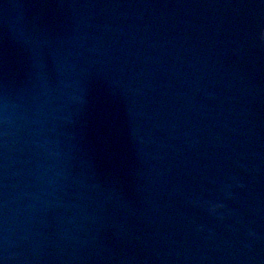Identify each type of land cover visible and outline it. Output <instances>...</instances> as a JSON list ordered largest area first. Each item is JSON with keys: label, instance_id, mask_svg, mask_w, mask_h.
<instances>
[{"label": "water", "instance_id": "obj_1", "mask_svg": "<svg viewBox=\"0 0 264 264\" xmlns=\"http://www.w3.org/2000/svg\"><path fill=\"white\" fill-rule=\"evenodd\" d=\"M0 264H264V0H0Z\"/></svg>", "mask_w": 264, "mask_h": 264}]
</instances>
